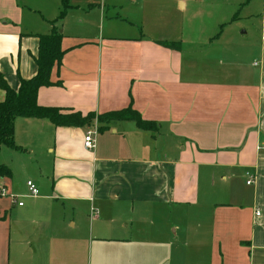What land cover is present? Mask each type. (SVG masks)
I'll return each mask as SVG.
<instances>
[{
    "label": "crops",
    "instance_id": "1",
    "mask_svg": "<svg viewBox=\"0 0 264 264\" xmlns=\"http://www.w3.org/2000/svg\"><path fill=\"white\" fill-rule=\"evenodd\" d=\"M55 27L38 104L96 118H16L0 264H264V0H0L12 89ZM129 107L157 128L97 120Z\"/></svg>",
    "mask_w": 264,
    "mask_h": 264
},
{
    "label": "trees",
    "instance_id": "2",
    "mask_svg": "<svg viewBox=\"0 0 264 264\" xmlns=\"http://www.w3.org/2000/svg\"><path fill=\"white\" fill-rule=\"evenodd\" d=\"M66 10L62 11L54 23L63 19ZM39 55L36 58L37 74L31 79H21L18 90L10 87L0 73V87L5 91V99L0 102V150L3 145L16 148L14 140L15 120L18 117L47 118L58 126H81L92 122L93 113L83 116L79 112L64 113L60 108L44 107L38 104V91L43 86H50L51 72L55 64H60L64 50L61 48L62 35L58 27L48 35H41ZM134 120L141 129L155 130L156 123L144 120L140 113L132 107L102 114L97 117L100 122L108 120ZM11 171L0 164V176H10Z\"/></svg>",
    "mask_w": 264,
    "mask_h": 264
},
{
    "label": "built area",
    "instance_id": "3",
    "mask_svg": "<svg viewBox=\"0 0 264 264\" xmlns=\"http://www.w3.org/2000/svg\"><path fill=\"white\" fill-rule=\"evenodd\" d=\"M263 40H264V34H263ZM94 134L95 132L94 131H89L87 134H86V137H85V147L87 149H94L96 147V139L94 138ZM247 176H248V181L247 183L248 184H251L253 181H254V176L251 174V173H247ZM27 185L29 187V190L31 192L32 195L36 196L39 194V189L38 187L36 186V184H34L33 181H28L27 182Z\"/></svg>",
    "mask_w": 264,
    "mask_h": 264
}]
</instances>
